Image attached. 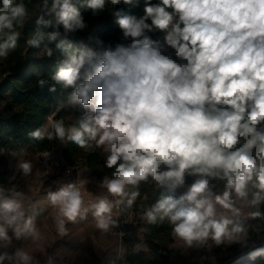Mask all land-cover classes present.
<instances>
[{
  "label": "clouds",
  "instance_id": "obj_1",
  "mask_svg": "<svg viewBox=\"0 0 264 264\" xmlns=\"http://www.w3.org/2000/svg\"><path fill=\"white\" fill-rule=\"evenodd\" d=\"M105 4L86 0L84 6L96 14ZM47 10L65 33L86 27L73 0H53ZM114 15L129 42L114 48L99 40L97 48L83 46L53 76L57 84L74 89L69 104L89 113L66 125L54 112L42 129L30 133L36 140L101 149L107 153L105 167L113 170L100 182L107 195L88 199L86 181L46 193L56 234L67 235V225L89 213L97 230L112 234L143 186L174 192L191 176L195 179L178 197L161 194L151 205L141 204V218L148 224L166 222L172 238L188 248L241 242L245 230L232 217L245 208L257 209L247 213L252 218L264 216L259 211L264 204V0H144L143 15ZM27 16L23 0H0V33L8 30L0 57L15 48L19 33L14 27ZM155 30L166 33L163 43L149 37ZM37 35L44 39V33ZM168 48L180 63L164 54ZM45 52L52 55L49 48ZM19 168L25 176L32 173L29 161ZM212 181H222V189ZM33 207L30 197L0 188V264L14 259L39 264L27 250L7 251L14 240L39 239L35 217L28 215ZM245 258H264V246L240 257Z\"/></svg>",
  "mask_w": 264,
  "mask_h": 264
},
{
  "label": "trees",
  "instance_id": "obj_2",
  "mask_svg": "<svg viewBox=\"0 0 264 264\" xmlns=\"http://www.w3.org/2000/svg\"><path fill=\"white\" fill-rule=\"evenodd\" d=\"M19 2V0H17ZM28 16L22 24L14 27L19 37L14 49H9L7 57H0V92H8L12 112L0 117V151L10 153L31 154L51 152L61 147V156L64 162L74 168H85L97 179L102 180L105 175H111L112 169L105 167L101 149L86 151L78 148L72 142L47 138L36 140L30 133L47 123V117L56 112V119H64L65 124L76 123L88 109L77 104L72 106L69 99L74 91L72 88H64L57 84L53 76L58 71L61 63L72 55H77L83 46L97 48V41H102L104 46L111 45L113 48L120 43L127 44L129 41L123 38V33L116 23L114 12L121 11L123 14H132L137 17L143 15L144 0L131 5L121 2L112 5L106 0L105 8L93 14L91 9L84 5L86 0H73L80 9L86 27L75 32L65 33L62 25L55 23L53 15L48 14L53 0H23ZM156 3L157 0H152ZM45 3L47 7H45ZM38 20L49 21L51 24L38 23ZM44 33V39L40 40L37 33ZM58 32L55 40H49L48 34ZM165 32L155 30L148 33L149 37L158 41ZM8 34L6 29L0 33V43H3ZM36 39L37 44H29V40ZM45 48L52 50L48 56ZM43 80L44 84L39 82ZM55 87V91H51ZM57 109H60L57 112ZM5 181V176L0 173V185ZM222 182V181H221ZM192 183L190 176L186 177V184ZM163 195H181V188L174 192L167 188L155 190L152 186L141 188V197L137 199L133 208L125 212L120 220H126L122 226V243L126 248L125 258L130 264H172L173 261L185 263V257L179 250L171 248L175 241L171 236V229L167 223L148 224L141 218L140 205L149 206ZM147 196V200L143 197ZM259 208H262L261 205ZM264 208V207H263ZM257 209L251 208L250 211ZM131 214L132 220L128 219ZM243 226L244 237L249 238L246 246L244 243L230 242L229 247H217L211 243L210 254L204 262L198 264H230L240 257L243 252L254 250L264 246V221L260 217L244 221H236ZM143 231L144 252L132 253L131 250L138 244L137 234ZM180 244V243H179ZM182 245V244H181ZM190 252L197 253L199 248H188ZM237 264H264V258L255 260L246 259Z\"/></svg>",
  "mask_w": 264,
  "mask_h": 264
},
{
  "label": "rangeland",
  "instance_id": "obj_3",
  "mask_svg": "<svg viewBox=\"0 0 264 264\" xmlns=\"http://www.w3.org/2000/svg\"><path fill=\"white\" fill-rule=\"evenodd\" d=\"M165 35L166 33L159 38L158 42L163 43ZM164 54L177 60L178 63L181 62L176 57L174 49L168 48ZM10 112H12V106L8 92H0V117L8 115ZM61 146L55 151L37 154L0 151V173H3L5 176V181L0 185V188L4 189L8 195L14 192H21L30 197L34 203V207L29 210L28 215L35 217L36 223L40 228L38 240L32 241L30 238L20 241L14 240L12 246L7 251L10 254H14L18 249L27 250L33 254L35 259L39 261V264H130L125 258L127 251L122 243V226L126 220L120 219L125 216V213L118 217L119 227L114 229L112 234L105 235L97 230L91 213H89L88 218L85 220H81L75 224H68L67 235L60 237L56 234L51 217L52 209L46 198V193L49 190L55 191L68 182L86 181L85 188L91 195L88 199H94V197L99 195H107L104 189L100 187L101 180L97 179L87 169L82 167L72 168L69 174L65 173L67 164L62 159ZM102 154L103 161L105 162L107 153L102 151ZM22 161L31 162L32 173L30 175H23L19 168V164ZM190 178L191 181L195 179V177L191 176ZM212 182L217 183L222 189L223 182ZM187 185L181 188V194L186 190ZM261 207L259 211L264 213V204H261ZM250 210L251 208H245L244 214L239 217H232V219L236 221L247 220L249 219L247 213ZM128 219L132 220L131 214L128 216ZM260 219L264 221V216H261ZM143 234V231L139 230L137 234L138 244L131 250L132 253L144 252L146 250L143 243ZM244 241H249V238L241 234V242L236 243L240 245ZM221 246L229 247L230 242L225 240L217 247ZM171 248L179 250L185 257L186 262L184 264L204 262L209 254L211 259H215L211 255V243L210 246L199 248L195 254L179 243H175ZM246 252L248 251L243 252V254ZM5 264H18V261L14 259L12 262L6 261ZM172 264L183 263L173 261Z\"/></svg>",
  "mask_w": 264,
  "mask_h": 264
},
{
  "label": "water",
  "instance_id": "obj_4",
  "mask_svg": "<svg viewBox=\"0 0 264 264\" xmlns=\"http://www.w3.org/2000/svg\"><path fill=\"white\" fill-rule=\"evenodd\" d=\"M250 251H252V250H250ZM250 251H248V252H250ZM248 252H246L245 254L241 255L240 257H242V256H246V254H247ZM240 257H238L234 262H232V263H230V264H237V263H239V262L244 261V260L247 259V258H245V259H240Z\"/></svg>",
  "mask_w": 264,
  "mask_h": 264
},
{
  "label": "built area",
  "instance_id": "obj_5",
  "mask_svg": "<svg viewBox=\"0 0 264 264\" xmlns=\"http://www.w3.org/2000/svg\"><path fill=\"white\" fill-rule=\"evenodd\" d=\"M74 168V167H71L69 165L66 166V170H65V173L66 174H69L71 172V169Z\"/></svg>",
  "mask_w": 264,
  "mask_h": 264
}]
</instances>
